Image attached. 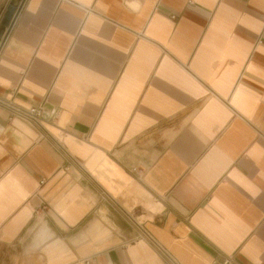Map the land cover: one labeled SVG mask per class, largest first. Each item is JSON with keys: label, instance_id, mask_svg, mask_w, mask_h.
<instances>
[{"label": "crops", "instance_id": "crops-1", "mask_svg": "<svg viewBox=\"0 0 264 264\" xmlns=\"http://www.w3.org/2000/svg\"><path fill=\"white\" fill-rule=\"evenodd\" d=\"M18 1L0 264H264V0Z\"/></svg>", "mask_w": 264, "mask_h": 264}, {"label": "built area", "instance_id": "built-area-1", "mask_svg": "<svg viewBox=\"0 0 264 264\" xmlns=\"http://www.w3.org/2000/svg\"><path fill=\"white\" fill-rule=\"evenodd\" d=\"M0 103L9 109L13 118H18L20 120L34 124L40 123L44 118L45 102L29 108H23L11 102H2L1 100ZM57 115V110H52L51 117L54 119L57 117ZM41 183H44V180ZM226 263L227 262H225L224 264Z\"/></svg>", "mask_w": 264, "mask_h": 264}, {"label": "water", "instance_id": "water-1", "mask_svg": "<svg viewBox=\"0 0 264 264\" xmlns=\"http://www.w3.org/2000/svg\"><path fill=\"white\" fill-rule=\"evenodd\" d=\"M14 12H15V7L10 6L5 14V18L3 22L4 27L1 28L0 30V38L4 35L5 29L11 25Z\"/></svg>", "mask_w": 264, "mask_h": 264}, {"label": "rangeland", "instance_id": "rangeland-1", "mask_svg": "<svg viewBox=\"0 0 264 264\" xmlns=\"http://www.w3.org/2000/svg\"><path fill=\"white\" fill-rule=\"evenodd\" d=\"M13 6L15 7V12H14V14L16 13V10L19 8V6H20V3H19V1L18 2H16V4L14 5L13 4ZM8 10V9H7ZM5 18V17H4ZM3 22H4V19H3ZM3 22H2V27L1 28H3L4 27V25H3ZM7 28H9V27H7ZM7 28L5 29V33H6V30H7ZM1 30V29H0ZM5 33H4V35L1 37V40L3 39V37L5 36Z\"/></svg>", "mask_w": 264, "mask_h": 264}]
</instances>
